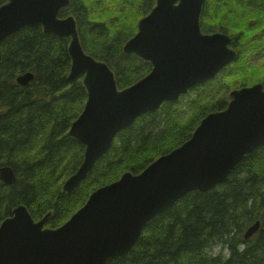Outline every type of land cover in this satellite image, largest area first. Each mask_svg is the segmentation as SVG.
Instances as JSON below:
<instances>
[{"label": "trees", "instance_id": "obj_1", "mask_svg": "<svg viewBox=\"0 0 264 264\" xmlns=\"http://www.w3.org/2000/svg\"><path fill=\"white\" fill-rule=\"evenodd\" d=\"M8 0H0V6ZM156 0H70L58 17L72 16L83 51L105 63L118 90L145 77L151 65L123 52L138 22ZM204 34L223 33L237 58L213 80L190 89L178 101L138 117L119 132L108 152L71 194L64 182L83 161L84 146L68 135L87 93L82 76L69 81V39L24 28L0 44V168L15 183L0 181V224L23 205L45 227L62 226L100 187L124 173L137 175L159 157L188 141L210 113L226 109L232 90L256 83L264 88V0H204ZM253 57V58H252ZM31 73L24 87L16 79ZM256 222L260 228L244 240ZM219 246L226 251L212 253ZM105 264H264V145L247 155L214 190L191 192L150 221L133 248Z\"/></svg>", "mask_w": 264, "mask_h": 264}, {"label": "water", "instance_id": "obj_2", "mask_svg": "<svg viewBox=\"0 0 264 264\" xmlns=\"http://www.w3.org/2000/svg\"><path fill=\"white\" fill-rule=\"evenodd\" d=\"M69 3L8 0L0 6V44L28 27L69 39L68 80L82 76L87 99L68 132L84 146V155L62 186L67 194L86 180L119 132L138 117L213 80L237 58L229 36L201 32L204 0H156L123 46L125 54L148 62L151 70L132 86L118 90L109 67L83 51L75 19L58 17ZM32 79L26 73L16 83L24 87ZM229 98L226 109L208 114L188 141L141 173H124L93 191L59 228L45 227L50 214L35 222L25 206L16 207L0 224V264H105L126 255L150 221L187 194L206 193L225 183L247 155L264 145L263 86L235 89ZM0 181L6 186L15 183L10 167L0 168ZM259 228V222L249 227L244 240Z\"/></svg>", "mask_w": 264, "mask_h": 264}, {"label": "rangeland", "instance_id": "obj_3", "mask_svg": "<svg viewBox=\"0 0 264 264\" xmlns=\"http://www.w3.org/2000/svg\"><path fill=\"white\" fill-rule=\"evenodd\" d=\"M253 58V57H252ZM264 64V57L263 56H260V55H256L254 56V58L252 59L251 63L249 62L248 63V66L249 67H261L263 66ZM258 84V83H256ZM251 86V85H250ZM230 100V98H229ZM229 102V101H228ZM212 253L214 254H218V253H221L223 254L224 256L226 255V251H223L219 246H215L212 248Z\"/></svg>", "mask_w": 264, "mask_h": 264}]
</instances>
